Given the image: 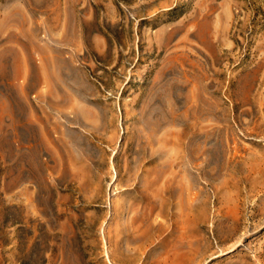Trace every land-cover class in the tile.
Segmentation results:
<instances>
[{
	"label": "rangeland",
	"instance_id": "374dc122",
	"mask_svg": "<svg viewBox=\"0 0 264 264\" xmlns=\"http://www.w3.org/2000/svg\"><path fill=\"white\" fill-rule=\"evenodd\" d=\"M0 264H264V0H0Z\"/></svg>",
	"mask_w": 264,
	"mask_h": 264
},
{
	"label": "bare ground",
	"instance_id": "6f19581e",
	"mask_svg": "<svg viewBox=\"0 0 264 264\" xmlns=\"http://www.w3.org/2000/svg\"><path fill=\"white\" fill-rule=\"evenodd\" d=\"M137 226H138V225H137ZM133 228L135 229V227H133ZM137 228H138V227H137ZM134 229H133V230H134ZM127 232H128V231H127ZM127 232H126V233H127ZM130 232H131V231H130ZM128 233H129V232H128ZM135 233H136V232H135ZM135 233H134V234H135ZM131 235H132V233H131ZM133 236H134V235H133ZM144 239H145V238H144ZM137 240L139 241V239H136V242H138ZM134 241H135V240H134ZM143 241H144V240H143ZM132 244H133V243H132ZM132 244H131V245H132ZM143 244H144V243H143ZM138 246H140V245H138ZM138 246H137V247H138ZM135 248H136V247H135ZM138 249H139V248H138ZM127 250H129V248H128ZM130 250H131V249H130ZM136 250H137V249H136ZM108 258H109V260L111 261L112 258L110 259V253H108ZM113 262H114V261H113ZM114 263H115V262H114Z\"/></svg>",
	"mask_w": 264,
	"mask_h": 264
}]
</instances>
